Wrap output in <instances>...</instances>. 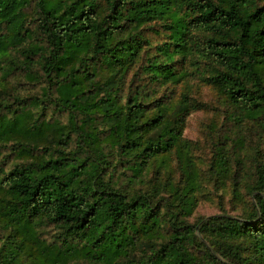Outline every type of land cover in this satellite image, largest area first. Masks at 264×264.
I'll use <instances>...</instances> for the list:
<instances>
[{
    "label": "trees",
    "instance_id": "1",
    "mask_svg": "<svg viewBox=\"0 0 264 264\" xmlns=\"http://www.w3.org/2000/svg\"><path fill=\"white\" fill-rule=\"evenodd\" d=\"M10 50L44 86L0 99V264H264V159L245 165L225 133L208 170L249 210L190 222L201 170L183 130L199 103L136 83L194 78L229 121L264 129V0H0Z\"/></svg>",
    "mask_w": 264,
    "mask_h": 264
},
{
    "label": "rangeland",
    "instance_id": "2",
    "mask_svg": "<svg viewBox=\"0 0 264 264\" xmlns=\"http://www.w3.org/2000/svg\"><path fill=\"white\" fill-rule=\"evenodd\" d=\"M30 8L28 7L26 10L30 11ZM21 61L22 57L15 50H10V55L0 56V99L12 104V106L16 104L19 98L27 99V102H29L31 97L38 96L41 93L42 86H44V78L38 76V73H41L39 67L34 66L33 71L30 70L32 72H26L23 71ZM136 83L146 84V87L151 89L157 84L160 90L173 89L176 94L186 90L199 103L198 109L187 116L183 130V137L192 142L190 154L201 170L197 204L188 220L194 222L199 217L207 218L222 213L240 216L247 212L249 210V207H247L249 196L244 193L243 201L242 199H240L241 201H233L229 193L230 182H227L226 186H222L219 181L215 180L216 176L208 168L217 152L219 146L217 142L223 140L225 133L229 136L239 134L244 138L243 153L241 155L245 165L248 166L256 160L264 159V129L247 120L242 123L229 121L227 114L233 108L217 98L214 88L204 85L194 78H188L178 84H173L162 75H157V79L148 80L147 73H142ZM44 112L49 120H52L55 115L61 122L66 123L67 121L66 114H55L49 106L46 107ZM93 125L100 128L104 127L102 122L99 121L91 124V126ZM47 140L51 141V138L49 137ZM228 144L230 145V143ZM4 161L8 164L7 166H10L11 163L16 161V157L11 154ZM234 162L233 167L236 166ZM151 164V173L147 178L155 181L167 175V168L164 163H161L160 157L155 161L152 160ZM171 165L173 171H175L173 177L177 178L178 170L175 167L174 159H172ZM197 235L202 237L199 231H197ZM44 236H50L49 232H44Z\"/></svg>",
    "mask_w": 264,
    "mask_h": 264
}]
</instances>
